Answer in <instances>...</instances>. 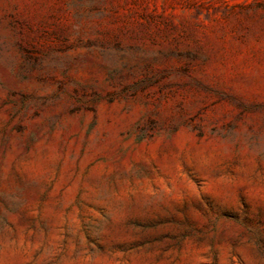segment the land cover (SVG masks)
I'll list each match as a JSON object with an SVG mask.
<instances>
[{"label":"rangeland","instance_id":"374dc122","mask_svg":"<svg viewBox=\"0 0 264 264\" xmlns=\"http://www.w3.org/2000/svg\"><path fill=\"white\" fill-rule=\"evenodd\" d=\"M0 264H264V0H0Z\"/></svg>","mask_w":264,"mask_h":264}]
</instances>
